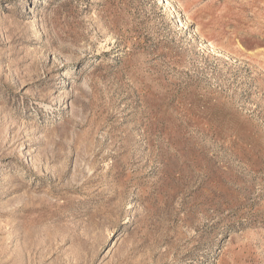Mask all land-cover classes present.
I'll return each mask as SVG.
<instances>
[{"label": "rangeland", "instance_id": "1", "mask_svg": "<svg viewBox=\"0 0 264 264\" xmlns=\"http://www.w3.org/2000/svg\"><path fill=\"white\" fill-rule=\"evenodd\" d=\"M0 264H264V0H0Z\"/></svg>", "mask_w": 264, "mask_h": 264}]
</instances>
